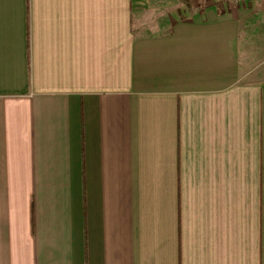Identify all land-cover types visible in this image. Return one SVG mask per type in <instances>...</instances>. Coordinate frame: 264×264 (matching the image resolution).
Returning <instances> with one entry per match:
<instances>
[{"label":"crops","instance_id":"1","mask_svg":"<svg viewBox=\"0 0 264 264\" xmlns=\"http://www.w3.org/2000/svg\"><path fill=\"white\" fill-rule=\"evenodd\" d=\"M0 0V264H264V0Z\"/></svg>","mask_w":264,"mask_h":264},{"label":"trees","instance_id":"2","mask_svg":"<svg viewBox=\"0 0 264 264\" xmlns=\"http://www.w3.org/2000/svg\"><path fill=\"white\" fill-rule=\"evenodd\" d=\"M206 6H219L222 8L224 1L223 0H203Z\"/></svg>","mask_w":264,"mask_h":264}]
</instances>
